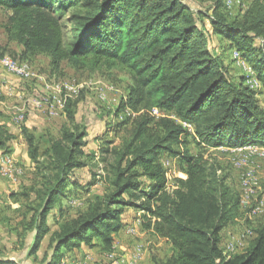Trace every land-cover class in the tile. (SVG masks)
Here are the masks:
<instances>
[{"label":"trees","instance_id":"obj_1","mask_svg":"<svg viewBox=\"0 0 264 264\" xmlns=\"http://www.w3.org/2000/svg\"><path fill=\"white\" fill-rule=\"evenodd\" d=\"M220 2L204 14L182 0H0V9L10 11L5 32L22 46L21 57L46 55L54 71L63 62L75 70L117 68L131 80L116 115L125 108L134 115L114 125L129 123L128 133L117 146L106 140L101 149L109 191L58 223L49 237L50 264L61 260L63 249L91 246L94 238L110 249L127 207L143 211L142 229L170 245L169 255L154 258V264H264V222L248 224L253 237L244 251L223 256L220 232L239 215L240 194L227 183L223 167L188 149L190 136L204 147L264 146V110L256 90L232 79L212 48L213 36L226 40L257 70L264 88V0H251L234 15L220 11ZM68 12L72 33L66 40ZM63 103L67 123L45 147L26 127L21 130L28 158L46 155L42 169L54 172L43 174L42 188H30L37 199L27 225L34 232L31 253L50 231L47 215L71 172L85 165L87 132L75 123L77 99L66 95ZM155 108L172 115H157ZM13 138L0 125L3 152L13 151ZM163 153L180 160L182 177L172 188L159 160Z\"/></svg>","mask_w":264,"mask_h":264},{"label":"rangeland","instance_id":"obj_2","mask_svg":"<svg viewBox=\"0 0 264 264\" xmlns=\"http://www.w3.org/2000/svg\"><path fill=\"white\" fill-rule=\"evenodd\" d=\"M182 1L191 9L202 11L204 14H210L217 3V0ZM250 2L251 0H221L220 11L234 15L246 9ZM9 14V10L0 9V55L21 60V63L25 64L33 75L30 79L15 75L21 80L18 84L16 83L17 85L5 80L4 82L17 90L29 91L31 99H35L39 94H45L50 102L59 107L61 113L57 117H50L47 110L34 108L31 104L26 103L23 107V101L19 102L15 98L16 93H19L24 99L23 92L9 89L11 94L8 95V89L5 92L2 89L0 90V115L4 113L14 119L17 112H26L25 123L17 124L18 133L22 135V127H26L35 134L39 146L45 147L47 139L58 138L62 126L67 123L62 102H65L68 95L70 99H77L75 123L80 127L84 126L87 132L84 138L86 145L83 147L86 156L82 157L85 165L71 172L70 183L68 181L62 194L54 201L46 218L50 231L43 238L36 253L30 252L34 232L27 226L32 217L31 208L37 204L35 194L30 188H42L45 180L43 174L53 175L54 172L42 169L41 164L45 163L46 155L40 156L39 160L34 162L28 158L27 143L23 135L20 139L22 144H18L17 150L13 149L11 153H6L3 152L4 148H0L2 161H10L13 166L15 165V171H12L14 176L11 177L3 172L0 162V259L10 261L12 264H50L51 231L57 228L58 223L77 217L85 211L95 196H102L109 191L107 163L103 159L101 149L106 146V140L110 141V147L117 146L121 138L128 133L129 123L122 128L114 127V125L117 121L134 115L129 108L119 111L116 115L121 100L126 98L127 87L131 80L125 71L117 68L75 70L67 62H63L60 69L54 71L46 55L21 57L22 46L10 40L5 32L4 26ZM68 17L69 12L63 18L66 40L72 33V23ZM203 23L206 26L209 25L206 19H203ZM227 43L226 40L216 36L212 38V48L221 55L229 76L237 83L243 79L244 85L256 90L258 104L264 110V88L257 78V70L248 61L244 62L241 57L239 61L234 58L233 51L236 49L229 48ZM256 43L259 44V40ZM248 70H252L250 75ZM5 83H0V87L5 88ZM252 83L255 85L251 86ZM64 85H67L69 89ZM17 105L22 106L17 109ZM165 114L172 115L170 112ZM69 126L73 127V125ZM189 132L193 133V130ZM189 139V152L193 155L202 154L208 162L217 163L223 167L228 175L227 183L240 194V212L224 229L223 238L220 240V247L223 248L228 241L236 240L247 228H250L248 224L255 226L264 222V154H261L264 146L248 143L244 146L253 145L254 147L241 148L243 145L204 147L198 146L192 136ZM40 152H42L41 149ZM108 160H111L109 156ZM159 160L167 172L166 185L172 188L175 179L182 177L179 173L182 171L180 160L178 157L165 153L161 154ZM246 174L251 178V182L244 186L242 179ZM246 188L250 191L249 193ZM142 215L143 211L125 208L120 216L124 225L118 233L113 235L110 249L104 248L99 240L94 238L93 245H86L90 246V249L84 246V249L90 250L89 252L86 253L84 250L78 252L83 243L76 250L63 249V256L56 264H112V257L109 256L111 253L114 254V258L126 259L134 253L132 251L138 245L142 253L138 264H153L154 258L166 257L170 253V247L151 230L140 228L143 223ZM131 227L134 231L129 233L128 229ZM250 240H247L237 253L244 251Z\"/></svg>","mask_w":264,"mask_h":264},{"label":"built area","instance_id":"obj_3","mask_svg":"<svg viewBox=\"0 0 264 264\" xmlns=\"http://www.w3.org/2000/svg\"><path fill=\"white\" fill-rule=\"evenodd\" d=\"M0 62H5V71L8 72L9 69L11 68H18L21 70H27L29 68H19V67H12L11 63L9 61H7L6 58H0ZM7 86V89H12V90H17L13 87H11L10 85H8L7 83H5ZM17 92H25V98H27V104H31L33 107H45V106H50L49 104H43V101L40 99L39 95H38V99H31V93L25 90H17ZM156 110V114H165L166 112L161 111L157 108H155ZM26 116L27 113L26 112H17V119H12L16 124L21 125L23 123H25L26 121ZM184 126V125H183ZM251 148V147H248ZM260 150V149H258ZM261 154H264V150L261 151ZM13 157V156H12ZM0 162H1V168L2 170H6V171H11V169H7V161H2V159L0 158ZM14 176V173L11 171V177ZM249 182V181H248ZM142 224V223H141ZM134 231V228L131 227L128 229L129 233H132ZM253 237V231L250 228H247L243 234H241L236 240L233 241H228L224 247L222 248V254L223 256L228 259L230 258L233 254L237 253V250L242 248L245 243L247 242V240L251 239ZM137 248L134 249V253H132V255L129 258L126 259H118V258H114V254L112 255V253L109 255L110 257H112V264H138V261L141 259L142 253H141V249L140 246H136Z\"/></svg>","mask_w":264,"mask_h":264},{"label":"bare ground","instance_id":"obj_4","mask_svg":"<svg viewBox=\"0 0 264 264\" xmlns=\"http://www.w3.org/2000/svg\"><path fill=\"white\" fill-rule=\"evenodd\" d=\"M233 56L234 58L238 59V61L240 60V54L237 52V51H233ZM0 58H6L7 61H9L12 65V67H19V68H28L25 64L19 62L18 60H15L13 58H10V57H6V56H1ZM0 67H2L3 69H5V62H0ZM9 73L11 74H14V75H17V76H20V77H23L25 79H30L31 76L33 75L32 72L27 69V70H21V69H18V68H11L8 70ZM248 74L250 75L252 70H248ZM250 77V76H249ZM253 78V77H252ZM254 80V79H253ZM251 81V80H249ZM256 81V80H255ZM255 83H252L251 86H254ZM257 85V83H256ZM67 89H69V87L67 85H64ZM48 87V86H47ZM39 97L40 99L43 101V104H49L50 106H45L46 107V110H47V114L50 116V117H57L59 116V114L61 113L59 110V107L54 105L52 102L49 101V98L45 95V94H39ZM35 99H38V95L36 96ZM154 112L156 113V110H154ZM126 114V113H125ZM14 119H17V116L14 117ZM189 127V126H187ZM253 145H243L241 148H248V147H251ZM254 147V146H253ZM248 150V149H247ZM249 151V150H248ZM251 152V150H250ZM254 153V152H253ZM257 153V152H256ZM247 155V154H246ZM252 155V154H251ZM3 157V156H2ZM15 166V165H14ZM13 166V164L8 161L7 162V169H11V171H15V167ZM19 168V167H17ZM2 169V168H1ZM17 170V169H16ZM11 171H6V170H3V172L7 175H11ZM21 172V171H19ZM249 176V175H248ZM247 174L243 176V185L244 186H247L250 184V180L251 178L248 177ZM249 181V182H248ZM247 189V188H246ZM250 191L247 189V193H249ZM259 207V206H258ZM260 210V209H259Z\"/></svg>","mask_w":264,"mask_h":264},{"label":"crops","instance_id":"obj_5","mask_svg":"<svg viewBox=\"0 0 264 264\" xmlns=\"http://www.w3.org/2000/svg\"><path fill=\"white\" fill-rule=\"evenodd\" d=\"M4 80L10 84L15 83V85H17L19 82H21V80L15 76L14 74H11L7 71H5L3 68L0 67V83H5ZM17 83V84H16ZM5 92V90L7 89V86L5 88L0 87V90H2ZM15 92L17 90H14ZM11 94V92L9 93V89H8V95ZM23 94H25L23 92ZM15 98L17 99V101L21 102L23 101V107L26 106L27 103V99L24 98L22 99V95H20L19 93H16ZM62 105V104H61ZM18 106V105H17ZM22 106V105H21ZM21 106H18L17 109H19ZM22 107V108H23ZM35 108V107H34ZM38 109H43L46 110L45 107H38ZM3 111V110H2ZM4 115V116H3ZM3 115H0V125L3 127L4 130H6L8 133L14 135V138L12 139V143L11 145L13 146V149L17 150L18 144H22L20 141L22 135L19 132V126L11 119L9 118L6 114L3 113ZM161 156V155H160ZM227 226V225H226ZM225 226V227H226ZM249 226V225H248ZM225 227L221 230L220 232V237L221 239L223 238V233H224V229ZM140 228L142 229V226H140ZM55 230V229H54ZM52 232V231H51ZM119 232V231H118ZM117 232V233H118ZM160 238V237H158ZM161 240H163L166 244H168V246L170 247L169 243L164 239V238H160ZM84 246H86V244H82L81 247L78 249V252L84 250V252H89L90 250H86L84 249ZM87 248H89L90 246H86ZM77 247L73 248V250H76ZM90 249V248H89ZM154 264V263H153Z\"/></svg>","mask_w":264,"mask_h":264}]
</instances>
